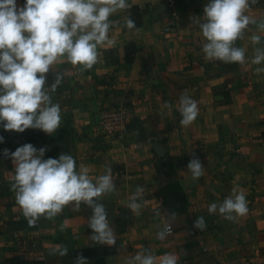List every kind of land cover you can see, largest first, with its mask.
Wrapping results in <instances>:
<instances>
[{
  "label": "crops",
  "instance_id": "0c3cea01",
  "mask_svg": "<svg viewBox=\"0 0 264 264\" xmlns=\"http://www.w3.org/2000/svg\"><path fill=\"white\" fill-rule=\"evenodd\" d=\"M23 6L25 0H16ZM209 0H179L176 19L171 18L162 0H126L129 7L110 17L118 21L109 29L115 45L98 46V62L89 70L59 63L54 68L68 70L54 93L53 103L61 108V125L53 134L38 129L22 133L5 130L0 122V264L13 253L30 252L43 264H73L71 254L78 250L115 247L116 255L87 259V264H124L142 248L159 259L175 253L178 264H264V74L257 76L251 63L254 47H264V31L250 26L237 47L245 49V64L205 59V42L192 17L203 15ZM145 8L142 24L128 30L124 18L132 7ZM246 15L264 20V0L250 6ZM172 23L167 30V24ZM259 35L253 45L250 37ZM134 44L138 51L131 63L124 60V47ZM46 86L53 80L47 74ZM187 93L199 108L195 121L181 126L176 110L179 97ZM167 102L171 109L163 108ZM126 105L129 121L141 124L144 139L127 128L122 140L109 138L99 128L103 108ZM127 124V125H128ZM46 147L44 159L52 149L59 155L70 154L77 170L88 168L89 177L103 174L111 165L116 191L105 194L110 227L117 236L113 246L94 245L87 237L91 208L81 204L80 212L72 204L53 219L41 217L29 227L14 192L10 189L13 164L10 152L24 144ZM195 155L204 166V174L193 181L187 164ZM176 167L178 183L187 200V210L171 221V234L163 241L156 233L169 216L158 197L168 184L167 166ZM138 186L144 187L140 215L124 207ZM244 192L249 212L235 221L209 214L208 205L222 202L233 187ZM156 211L160 212L157 216ZM203 216L204 230L193 229ZM63 228V231L60 229ZM64 245V257L50 255V248Z\"/></svg>",
  "mask_w": 264,
  "mask_h": 264
},
{
  "label": "clouds",
  "instance_id": "9594fccd",
  "mask_svg": "<svg viewBox=\"0 0 264 264\" xmlns=\"http://www.w3.org/2000/svg\"><path fill=\"white\" fill-rule=\"evenodd\" d=\"M257 3L258 0H209L203 7V15L191 18L205 39L202 46L205 59L245 64V49L237 47L236 41L252 31L250 26L264 31V20L257 21L245 14ZM127 7L126 0H25L23 6H18L16 0H0V122L3 128L17 133L26 129L55 133L61 125V108L52 102L50 94L63 82L68 70L61 71L54 66L66 62L80 66L81 72L91 69L98 62V46L115 45L108 33L119 22L111 21L110 17ZM124 25L128 30L137 29L129 16L124 18ZM250 39L253 45L261 42L259 35H252ZM251 63H264V47L253 48ZM50 72L53 80L46 86ZM254 73L264 74V67H256ZM163 108L171 109L172 105L165 102ZM176 110L184 127L192 124L199 113L197 102L186 92L180 95ZM46 150L30 143L12 152L4 150V156L13 164L10 189L23 216L30 225H35L42 216L53 219L69 204L77 212L84 204L92 211L87 220L92 233L87 238L94 245H115V229L110 227L105 205L100 203L105 194L116 191L111 165L105 164L103 174L94 182L88 168L81 166L77 170L70 154L44 159ZM187 169L193 181L204 174V166L194 154ZM144 191V187L138 186L124 206L136 216L143 207L137 201L142 199ZM207 211L235 221L248 214V201L237 186L222 202L209 204ZM155 214L159 216L160 212ZM175 218V212L169 213L163 229L156 233L157 240L163 241L171 234L170 222ZM192 227L204 230V217H197ZM49 254L64 257L68 249L57 244L50 248ZM73 264H87V259L78 254ZM124 264H178V256L165 253L157 260L150 250L142 248Z\"/></svg>",
  "mask_w": 264,
  "mask_h": 264
},
{
  "label": "trees",
  "instance_id": "16d2710c",
  "mask_svg": "<svg viewBox=\"0 0 264 264\" xmlns=\"http://www.w3.org/2000/svg\"><path fill=\"white\" fill-rule=\"evenodd\" d=\"M145 8L134 6L130 10V18L134 20L135 26L138 29L142 24V17L145 14ZM138 48L134 44H127L124 47V60L126 63H131L134 60V56L137 53ZM127 128L137 133V140L144 139L143 130L139 122L130 121ZM51 158H58L59 152L57 149H52L50 152ZM176 167L172 164H168L166 172L168 177V184L158 191V197L162 201V206L169 214L175 212L176 215H180L187 210V198L182 192L178 183V175L175 171ZM78 254H82L86 259H93L97 257H107L116 255L115 247H103L78 250L71 254L75 260ZM4 264H43L41 261L36 260V256L33 253H13L7 259L4 260ZM210 264H213L210 263Z\"/></svg>",
  "mask_w": 264,
  "mask_h": 264
},
{
  "label": "built area",
  "instance_id": "2783aa9c",
  "mask_svg": "<svg viewBox=\"0 0 264 264\" xmlns=\"http://www.w3.org/2000/svg\"><path fill=\"white\" fill-rule=\"evenodd\" d=\"M179 0H162L165 4V7L169 10L170 16L173 19L177 18L175 13V8ZM172 23H168L165 30L171 27ZM129 121V112L124 104H120L114 107L103 108L99 112V128L105 136L122 140L127 133V124ZM27 225L29 227H36L35 225H30L27 220Z\"/></svg>",
  "mask_w": 264,
  "mask_h": 264
},
{
  "label": "rangeland",
  "instance_id": "374dc122",
  "mask_svg": "<svg viewBox=\"0 0 264 264\" xmlns=\"http://www.w3.org/2000/svg\"><path fill=\"white\" fill-rule=\"evenodd\" d=\"M165 5V4H164Z\"/></svg>",
  "mask_w": 264,
  "mask_h": 264
}]
</instances>
